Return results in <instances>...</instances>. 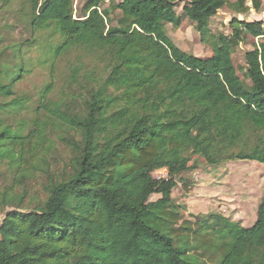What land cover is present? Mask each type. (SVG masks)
<instances>
[{
	"label": "trees",
	"instance_id": "trees-1",
	"mask_svg": "<svg viewBox=\"0 0 264 264\" xmlns=\"http://www.w3.org/2000/svg\"><path fill=\"white\" fill-rule=\"evenodd\" d=\"M75 1L28 0L30 26L59 34L57 52L103 56L109 73L78 105L50 99L47 85L26 133L27 124L13 129L0 119V162L16 169L15 182L36 170L48 180L35 210L22 209L24 196L9 197L15 207L0 224V264H264V196L251 227L219 212L187 218L173 197L192 154L210 165L264 163V23L235 17L232 35L210 34L219 10L245 14L248 0H120L116 25L100 7L105 0H84L79 17ZM182 2L201 40H214L212 56L184 51L168 35L167 24L182 23ZM249 37L262 40L245 53L242 79L233 54ZM13 83L0 82V94L12 95ZM58 142L74 155L50 174L48 155L38 152ZM162 169L168 176L155 177Z\"/></svg>",
	"mask_w": 264,
	"mask_h": 264
},
{
	"label": "rangeland",
	"instance_id": "rangeland-1",
	"mask_svg": "<svg viewBox=\"0 0 264 264\" xmlns=\"http://www.w3.org/2000/svg\"><path fill=\"white\" fill-rule=\"evenodd\" d=\"M118 1L120 0H105L100 6L102 10H111L110 25H116L121 14L114 8ZM83 2L84 0L75 1L76 17L81 16ZM261 3V8L256 10L252 7V1L248 0L246 5L250 9L245 14H238L230 7L222 8L210 20V34L212 36L232 35L231 21L235 17L247 21L261 20L264 23V0H261ZM183 5L182 2L177 7L182 23L178 28L167 24L168 35L184 51L199 57L212 56L211 44L214 40L211 35L207 41L201 40L195 25L183 15ZM29 16L28 0H0V79H2L0 82L10 84L14 81L12 95L0 94V102L7 104L0 112V119L5 120L13 129L20 128L22 125L25 127L27 124L23 130L24 133L31 128L40 93L47 85H52V92L48 96L50 99L56 101L64 97L75 98V103L78 105L89 97L91 89L96 87L95 83L106 78L109 73L107 60L88 49L78 47L61 53L57 52L56 47L62 41L60 35L54 34L51 30L32 29ZM261 40L249 37L234 51L233 61L242 79L246 69L245 53L253 50L255 44ZM77 69L80 71V77L74 84L71 75ZM18 98H25L27 103L11 104ZM42 152L48 155L49 168L46 170H49L50 174L61 173L67 168L69 159L74 155V151L67 149L61 142H58L48 153L45 149L39 151L38 155ZM190 165L189 171L178 176L180 190L184 182L193 184L199 178L201 181L213 179L209 181L208 189L216 188L225 199L223 204L220 203L218 212L233 221L240 223L245 221L247 226L253 224L264 196V163L231 160L210 165L203 156L192 154ZM12 168L9 161L0 162V224L7 212L15 207L8 203L10 196L18 199L24 196L21 203L24 211L37 209L47 198L45 186L48 180L45 172L36 170L32 179L19 184L15 182L16 169ZM167 173L166 169H162L156 171L154 176L165 178L168 176ZM218 185H220L219 188L215 187ZM180 190L175 191L177 193L175 197L182 195ZM197 193L203 194L199 190ZM158 197L154 194L151 200L155 201ZM199 202L194 204L197 214L202 213L199 209H207L208 206L207 202L202 200ZM186 217L195 220L190 214Z\"/></svg>",
	"mask_w": 264,
	"mask_h": 264
},
{
	"label": "crops",
	"instance_id": "crops-1",
	"mask_svg": "<svg viewBox=\"0 0 264 264\" xmlns=\"http://www.w3.org/2000/svg\"><path fill=\"white\" fill-rule=\"evenodd\" d=\"M213 174H215V173H213ZM200 179L201 178L195 180L193 182V184H190V186H188V190H187L188 192H185L183 187L180 190V185L173 192V197L178 202H181L185 206V209L183 210V213L185 215H188L191 213L197 214V212H196L197 209H196V207H194V204L200 203L199 201H201V200L204 202H207V204H208L207 209H199L200 212H202V213L218 212V210L220 208V203L223 204V201H225V199L222 198L223 194L219 193V191L216 188L209 187V189H208V186H209L208 183H210L209 181L213 180V179L206 180V181H204V180L201 181ZM219 186L220 185L215 186V187L219 188ZM204 188H206V189H204ZM178 190H180L182 195L175 197L177 194L175 191H178ZM197 190L202 191L203 194L197 193ZM211 191H213L215 193H212ZM198 214H200V213H198ZM256 219H257V217H256ZM255 221L253 222V224L255 223ZM241 222H242V225L245 227H251L253 225V224H251V225L247 226L245 224V221H241Z\"/></svg>",
	"mask_w": 264,
	"mask_h": 264
}]
</instances>
